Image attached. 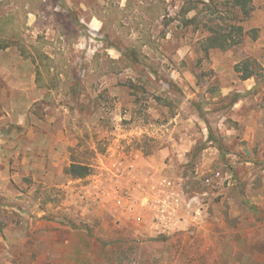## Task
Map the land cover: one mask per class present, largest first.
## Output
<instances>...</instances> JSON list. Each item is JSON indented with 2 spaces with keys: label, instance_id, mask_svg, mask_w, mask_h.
<instances>
[{
  "label": "rangeland",
  "instance_id": "rangeland-1",
  "mask_svg": "<svg viewBox=\"0 0 264 264\" xmlns=\"http://www.w3.org/2000/svg\"><path fill=\"white\" fill-rule=\"evenodd\" d=\"M188 1L197 9L184 15ZM253 5L240 23L228 0H0V54H10L0 65L20 55L37 82L43 54L56 76L54 89L38 87L47 93L24 125L0 121L13 148L3 158L0 264L221 263L194 232L209 196L264 192ZM220 24L242 25V44L207 54ZM133 49L141 61L130 65ZM73 163L90 176H70Z\"/></svg>",
  "mask_w": 264,
  "mask_h": 264
},
{
  "label": "crops",
  "instance_id": "crops-1",
  "mask_svg": "<svg viewBox=\"0 0 264 264\" xmlns=\"http://www.w3.org/2000/svg\"><path fill=\"white\" fill-rule=\"evenodd\" d=\"M254 1L256 5L258 1L260 3L257 5L258 11L260 10L259 18L254 16L253 23L256 28L263 31L260 37L254 38L258 47V55H261L262 51L264 53V11H261L264 0ZM5 55L10 54L9 52L2 53L0 59ZM7 59L3 60L0 65V78H2L0 81V113H4L0 116V121L7 120L10 124L24 125L33 104L44 99L47 92L38 88L35 70L32 66L26 65V68L21 70L20 55H17L16 64L14 60H9V56ZM258 85L255 77L244 80L247 91L254 90ZM8 139L11 140L12 135L8 134ZM3 142V135L0 133V185L6 183L8 177L9 165L3 162L4 154L13 150L11 146H4ZM144 193H147L146 189ZM208 199L206 208L202 211L205 214V223L199 225L197 219L200 216L195 220L198 224L194 225V232L197 233L196 241L202 243L198 246L219 250V254H214L215 257L218 255L220 258L225 257L220 264H264V255L261 253L264 249V225L258 221L259 215L257 214L261 210L264 211V192L226 193L220 198L209 196ZM209 210H212V215L208 214ZM249 217L251 219L247 221L246 218ZM186 228V226L179 227L180 230H186Z\"/></svg>",
  "mask_w": 264,
  "mask_h": 264
},
{
  "label": "trees",
  "instance_id": "trees-1",
  "mask_svg": "<svg viewBox=\"0 0 264 264\" xmlns=\"http://www.w3.org/2000/svg\"><path fill=\"white\" fill-rule=\"evenodd\" d=\"M228 4L232 5V9H238L242 14L243 18L240 20V23L249 20L255 10L253 5V0H228ZM197 6H194L191 1L185 2V5L182 9L184 15L196 10ZM194 20H186V24L193 23ZM210 36L204 41L203 47L205 52L208 54L211 50L219 49L223 51H228L235 46L242 44V39L244 37L245 31L242 25H217L216 27L209 28ZM26 54V53H25ZM25 56L30 57L31 55L27 53ZM40 62L37 60V85L39 88H48L52 89L54 87V81L56 76L51 71V60L49 57L40 54ZM134 61H141V57L137 50H130V55L128 56V63H133ZM41 64V65H40ZM43 73L47 74L50 82L44 83ZM254 77V73L246 67V73L243 74L242 79L248 80ZM54 89V88H53ZM91 168L86 165L73 163L68 170V174L74 179H84L90 176Z\"/></svg>",
  "mask_w": 264,
  "mask_h": 264
}]
</instances>
